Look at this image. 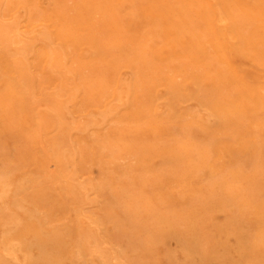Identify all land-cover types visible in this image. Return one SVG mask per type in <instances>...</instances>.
<instances>
[{"label":"rangeland","instance_id":"374dc122","mask_svg":"<svg viewBox=\"0 0 264 264\" xmlns=\"http://www.w3.org/2000/svg\"><path fill=\"white\" fill-rule=\"evenodd\" d=\"M0 264H264V0H0Z\"/></svg>","mask_w":264,"mask_h":264},{"label":"bare ground","instance_id":"6f19581e","mask_svg":"<svg viewBox=\"0 0 264 264\" xmlns=\"http://www.w3.org/2000/svg\"><path fill=\"white\" fill-rule=\"evenodd\" d=\"M135 8V7H134ZM26 19H27V17H26ZM222 25V24H221ZM18 28V27H17ZM231 30V29H230ZM18 31H19V29H18ZM235 35V34H234ZM150 38V36L148 37V39ZM234 41V40H233ZM235 42V41H234ZM239 46V45H238ZM245 50V49H244ZM247 50V49H246ZM234 52V51H233ZM125 54V53H124ZM243 59V58H242ZM214 67V66H213ZM204 68V67H203ZM147 69V68H146ZM145 71V70H144ZM151 73V72H150ZM152 74V73H151ZM156 84V83H155ZM157 87V86H156ZM180 87V86H179ZM158 88V87H157ZM180 88H182V87H180ZM183 89V88H182ZM169 94V93H168ZM243 94V93H242ZM142 97H143V95H142ZM245 98V97H244ZM249 98V97H248ZM242 99H243V97H242ZM250 99V98H249ZM240 101V100H239ZM149 109V108H148ZM250 109H251V107H250ZM149 112V111H148ZM217 116V115H216ZM146 120V119H145ZM243 121H245L244 119H243ZM236 123V122H235ZM247 123V122H246ZM246 123H244V124H246ZM229 124V123H228ZM237 124V123H236ZM141 125V124H140ZM148 126V125H147ZM153 126H154V124H153ZM43 127V126H42ZM152 127V126H151ZM167 129V128H166ZM164 130V129H163ZM231 130V129H230ZM42 134V133H41ZM33 138H35V137H33ZM243 139V138H242ZM241 141V140H240ZM242 142V141H241ZM193 149V148H192ZM195 149V148H194ZM45 159V158H44ZM35 162V161H34ZM36 163V162H35ZM78 195V194H77ZM37 229V228H36Z\"/></svg>","mask_w":264,"mask_h":264}]
</instances>
